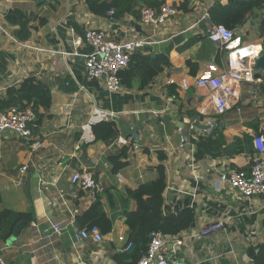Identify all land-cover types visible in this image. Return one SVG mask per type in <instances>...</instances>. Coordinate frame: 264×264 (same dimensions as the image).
<instances>
[{"label": "crops", "instance_id": "0c3cea01", "mask_svg": "<svg viewBox=\"0 0 264 264\" xmlns=\"http://www.w3.org/2000/svg\"><path fill=\"white\" fill-rule=\"evenodd\" d=\"M187 1L188 9L183 10L179 7L184 0H167L179 13L154 27L131 15L121 19L96 15L85 0H0V99L27 78L44 85L52 99L48 109L40 108L43 116H37L30 139L0 132V208L31 215L30 224L19 235L0 237L4 264H127L121 256L128 251L119 237L130 234L125 210L136 209V202L128 201V190L156 179L159 165L166 173L165 207L173 211L192 208L196 213L195 226L170 238L167 251L176 250L180 259L191 264H253L264 244V200L245 198L220 176L225 171L250 169L253 139L264 135V73L261 81L241 85L240 111L234 108L216 115L212 92L198 88L195 78L210 62L223 63L221 47L207 37L212 21L205 14L215 3L226 5L229 0ZM263 18L264 9L258 10L235 31L243 41L261 44ZM90 25L108 30L117 41L151 39L137 52L165 55L171 65L143 90L136 81L133 88L123 84L122 91L110 93L104 78H87L85 55L92 48L85 41L75 43ZM137 25L142 32L136 30ZM170 78L177 82L169 84ZM183 79L187 89L181 88ZM96 116L115 121L119 136H127V129L138 134L137 139L128 135L138 149L124 146L128 148L123 159L126 165L117 173L107 160L124 148L116 144L117 138L109 143L84 139L83 126ZM210 120L216 124L204 128ZM193 121L197 131L192 132L188 126ZM180 127L190 137L183 149L179 148ZM212 132L226 140L224 153L218 157L203 153L196 143ZM239 148L246 150L237 153ZM24 164L30 168L20 175L18 169ZM83 168L103 182L101 201L114 218L111 232L100 243L78 238L81 224L77 218L92 203L84 191L70 186L69 179ZM42 179H58L57 186L66 196L55 187L42 191ZM76 208L80 211L73 219L71 211ZM72 219L56 237L53 224ZM218 221L225 225L218 232L194 236ZM176 239L183 244L177 246Z\"/></svg>", "mask_w": 264, "mask_h": 264}, {"label": "built area", "instance_id": "2783aa9c", "mask_svg": "<svg viewBox=\"0 0 264 264\" xmlns=\"http://www.w3.org/2000/svg\"><path fill=\"white\" fill-rule=\"evenodd\" d=\"M179 13L176 6L165 3L159 9L143 6L141 9V23L145 26L158 27L169 21ZM107 15L114 19L115 11L110 10ZM206 18H210L209 13L205 14ZM207 37L213 43H219L223 51V63L219 65L217 62H210L199 75L195 78V85L198 88H209L213 94L214 111L216 115H222L238 106L240 99V87L243 83H257L261 78H256V69L254 67L255 60L263 53L261 44L245 42L242 36L235 30L229 29L222 24L210 22L207 29ZM85 41L92 51L85 55V71L89 80L105 79V87L110 93H118L123 89V83L120 73L129 67L131 57L139 48L152 43L151 39L141 38L128 41H117L111 33L103 28L88 26L84 32L83 38L78 37L76 44ZM169 84H175L176 79L170 78ZM189 87L186 79L181 81V88ZM205 113V112H204ZM37 115L35 111L29 107L27 109L11 108L0 111V132L11 131L19 137L28 140L32 137L33 125ZM102 120L98 116L91 118L83 126V136L86 142H93L95 139L93 126ZM196 121L190 122L188 129L197 131ZM210 128L213 127L214 121L207 123ZM180 149H183L190 137L184 133L185 128L180 127ZM255 153L250 155L251 166L249 171L230 170L221 173V181L227 182L230 188L245 198L260 197L264 200V135L258 134L253 139ZM118 146H127L130 149H138L133 144V137L120 135L116 139ZM133 145V146H132ZM30 168L29 164L21 165L18 169L20 175H25ZM59 179V177H57ZM202 179L203 177H198ZM58 179L50 182L46 179L41 180V189L49 192L55 187L62 197L66 196V192L57 186ZM69 184L72 188L84 191L90 200L95 202L100 195L105 192V187L100 179L87 168L75 170L72 172ZM79 208L71 211L73 219L79 214ZM59 222L53 224L56 237L61 235L66 224L73 222ZM223 221L209 224L201 229L194 236L209 237L224 227ZM78 238L88 239L96 243L103 242L105 237L100 228L96 225L84 228L79 231ZM170 238L174 236L165 235L162 231H152L150 234V242L147 252L141 257L137 264H187L183 259L176 255V250L168 252L166 244ZM123 243H128L124 248L129 251L133 243L127 240V237L121 235L119 237ZM56 241V239H54ZM183 240L176 239V245L181 246ZM0 263L4 264L0 255Z\"/></svg>", "mask_w": 264, "mask_h": 264}, {"label": "trees", "instance_id": "16d2710c", "mask_svg": "<svg viewBox=\"0 0 264 264\" xmlns=\"http://www.w3.org/2000/svg\"><path fill=\"white\" fill-rule=\"evenodd\" d=\"M85 2L89 10L99 16H106L110 10H114V16L117 19L131 15L135 20H141L142 6L159 9L167 0H85ZM187 4L188 1L184 0L179 8L187 10ZM263 9L264 0H229L226 5L220 2L215 3L210 9L209 15L213 23L236 30L258 10ZM260 36L264 37V18L260 23ZM170 65L169 57L165 55L144 56L136 51L131 57L129 67L120 73L122 83L127 88H133L135 82L139 81V88L143 90L164 71L165 67ZM51 102L48 89L34 79L27 78L19 88L9 89L7 98L0 99V111L12 107L18 109L31 107L38 117H42L40 108L48 109ZM119 132L115 121L102 120L93 126L95 136L93 142L109 143L119 136ZM238 141L240 140H235V142ZM196 143L203 153L211 157H218L224 153L223 146L226 145V140L221 133L216 137L215 132H212L211 135L200 138ZM245 150V148H239L236 152L241 153ZM127 152L128 148L124 147L118 154L109 155L107 158L113 166L114 173L126 165L123 159L127 157ZM254 153L251 151V155ZM157 171L158 176L153 181L144 183L136 190H128V201L134 200L136 209L129 210L128 207L124 212L125 223L130 230L127 240L133 243L128 254L121 256L128 260L127 264H137L147 252L152 231H162L165 235L176 236L193 228L196 224V213L192 208L173 211L165 207L166 173L164 166L159 165ZM101 197L100 195L84 213L78 216L77 220L83 228L96 225L103 234H108L113 228L114 218L107 214ZM21 221H27L30 224L31 215L0 208V237L7 239L12 236L15 226ZM127 245L128 243H124V248ZM253 264H264V244L261 245L254 257Z\"/></svg>", "mask_w": 264, "mask_h": 264}, {"label": "water", "instance_id": "95a60500", "mask_svg": "<svg viewBox=\"0 0 264 264\" xmlns=\"http://www.w3.org/2000/svg\"><path fill=\"white\" fill-rule=\"evenodd\" d=\"M136 30L138 32H142V29L139 25L136 26ZM216 45H218L220 47V44L219 43H215ZM261 45L263 47V53L262 55H260V57H258L256 60H255V63H254V67L256 69V73H255V77L256 78H263V73H264V38L261 40ZM216 123H214L215 125ZM204 128H210V126H205ZM126 133L128 135H134L135 138L137 139L138 138V134L136 133V131L134 129H127L126 130ZM27 227V222L26 221H21L19 222L16 226H15V229H14V235H19V233ZM82 229L81 225H78V230L80 231ZM183 258V257H182ZM185 262L187 264H191L188 260H185Z\"/></svg>", "mask_w": 264, "mask_h": 264}]
</instances>
